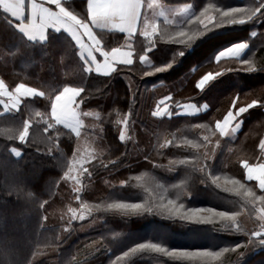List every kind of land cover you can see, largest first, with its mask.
Segmentation results:
<instances>
[{"label":"trees","instance_id":"16d2710c","mask_svg":"<svg viewBox=\"0 0 264 264\" xmlns=\"http://www.w3.org/2000/svg\"><path fill=\"white\" fill-rule=\"evenodd\" d=\"M158 1L190 5L192 15L179 26L159 25L150 44L138 36L143 43L134 46V62L108 76L94 74L61 32L43 43L30 42L0 16V264H113L149 242L214 256L264 233L258 217L264 207L223 191L231 187L225 182L240 181L259 192L246 168L263 157L258 143L264 133V0ZM66 5L86 20L85 0ZM202 10L212 19L202 17ZM97 38L104 50L124 40L104 32ZM237 43L244 44L240 58L217 59L222 48ZM146 52L149 65L139 62ZM205 74L215 79L196 89ZM66 87L77 89L78 134L52 117ZM256 100L261 104L251 107ZM177 103L189 106L190 114L182 115ZM233 105L249 108L235 133L215 137L207 147L201 140L198 153L183 143L195 137L194 124L221 121L219 131ZM89 109L98 115L85 117ZM81 134L86 142L95 139L99 151L74 170ZM170 160L195 163L170 165ZM73 174L80 178L79 192L69 188ZM144 175L161 186L157 202L175 201L182 214L211 213L213 222H189L156 210L125 215L109 207L143 204L148 192L136 177ZM119 264L192 262L138 252ZM212 264H264V245L238 247Z\"/></svg>","mask_w":264,"mask_h":264},{"label":"crops","instance_id":"0c3cea01","mask_svg":"<svg viewBox=\"0 0 264 264\" xmlns=\"http://www.w3.org/2000/svg\"><path fill=\"white\" fill-rule=\"evenodd\" d=\"M69 1L0 0V16L30 42L43 43L51 34L61 32L78 49L80 59L94 74L101 76L134 62V50L143 43L138 36L150 44L159 25L179 26L192 15L190 5L167 6L158 0H87L86 20L81 21L68 9L66 2ZM101 32L120 34L124 40L118 47L104 50L97 38ZM243 52V43L229 45L219 51L217 59L240 58ZM147 53L139 57L143 65L150 64ZM76 96L77 89L64 88L52 113L56 123L74 133H78L80 122L74 106ZM185 107L190 110L189 106ZM180 113L188 114L183 108ZM260 163H264V154ZM246 177L264 186V166H248Z\"/></svg>","mask_w":264,"mask_h":264},{"label":"snow or ice","instance_id":"6c2138e0","mask_svg":"<svg viewBox=\"0 0 264 264\" xmlns=\"http://www.w3.org/2000/svg\"><path fill=\"white\" fill-rule=\"evenodd\" d=\"M87 6V0H85V7ZM202 17L207 16L208 19H212L210 15H207V10H202L201 14ZM203 23V21H201ZM222 22L227 24H232L234 21L232 19H228L226 21ZM195 35H199V33H196ZM189 40L193 39V37H189ZM180 43L184 44L185 41H180ZM170 67V66H169ZM253 69H249L251 71ZM215 79L214 75L205 74L204 77L200 78L196 84L195 88L198 90H203L205 86L212 80ZM172 97H169V100H171ZM261 104V101L256 100L252 102L251 107H255L257 104ZM192 105L194 108H196V105L194 104H188ZM3 107V105H0ZM176 107L180 108L182 107L185 111V113H189L190 111L186 109L185 105H181L180 103H177ZM203 107L207 108L208 105L205 104ZM233 108L235 110L230 109L231 115L226 114L227 120L223 121V127L220 128L219 131L216 130L217 125L221 123V121H216L215 125L213 126L211 122L207 124H194L192 125V128L194 130V133H196L195 137L192 139H185L183 143L187 145L191 150L198 153V150L202 147L200 144V141H204L203 147H207L209 142L213 140V138L218 136H228L230 134H233L236 132V130L240 127V123L238 121V118L241 116V114L245 113L249 108L247 106L236 109L233 105ZM18 110V108H17ZM155 111V110H154ZM197 111L199 109L197 108ZM160 117L156 116L155 118ZM233 122L235 123V126L233 127ZM202 133V134H200ZM261 140H264V136H261L259 138L258 148L260 153L264 154V145L261 144ZM196 159H199V155H197ZM186 163L194 164L195 160L193 161H184V160H170L169 164H180L184 165ZM249 164V163H248ZM250 165V164H249ZM257 165L264 166V163H258ZM136 180L138 184H140L142 187H145L146 191L148 192V197L145 198L143 204H119V205H110L109 207L115 208L117 210H120L125 215H137L142 214L143 212H152L153 210H156L158 213L163 214L165 216H172L174 218H180L182 220H186L189 222H196V223H212V215L209 213L208 215H202L201 212H190V213H181L182 206H177L175 204V201L169 200L167 203H164L161 199V202H157L156 198L159 196V192L157 189H159L161 186L159 184H156L153 178L149 176H137ZM254 181V180H249ZM225 185H231V187H223V191L225 192H231L234 196L238 197L241 201H243L245 204L252 205L253 207H264V186H258L259 192L256 190H249L245 187L243 183L240 181H231V182H225ZM151 186V187H149ZM167 191V189H165ZM149 198H151V206L149 205ZM223 219V217H221ZM229 221L235 225L236 221L234 218H229ZM264 227V225H262ZM259 243L260 245H264V233H261V236L258 237H252L250 238L247 243L243 245H238V247L247 248L249 245H252L254 243ZM237 248H232L231 250L228 248H224L223 250L215 253L214 256H209L206 254H201L196 251H169L168 249L161 247L159 244L154 243H144L136 245L133 248H130L128 251L124 252L122 256L117 257L116 261L113 262V264H119V262L123 261L130 255L138 252H151V253H158L165 256H168L173 259L178 260H185L190 261L192 264H212V262H218L221 257L231 252H236ZM242 255V253H241Z\"/></svg>","mask_w":264,"mask_h":264},{"label":"rangeland","instance_id":"374dc122","mask_svg":"<svg viewBox=\"0 0 264 264\" xmlns=\"http://www.w3.org/2000/svg\"><path fill=\"white\" fill-rule=\"evenodd\" d=\"M85 121V120H84ZM124 133L122 132V135ZM85 135L81 134L78 137L77 140V145L75 148V153L74 156L71 160V167L72 169L78 170L82 165V163H85L86 160L91 159V157L99 151L98 147L94 145L96 140H88L87 142L85 141L84 138ZM70 185L69 188L74 192H79L80 191V178L77 174H73L70 176ZM258 217L260 220L264 222V212L261 210L258 211Z\"/></svg>","mask_w":264,"mask_h":264},{"label":"clouds","instance_id":"9594fccd","mask_svg":"<svg viewBox=\"0 0 264 264\" xmlns=\"http://www.w3.org/2000/svg\"><path fill=\"white\" fill-rule=\"evenodd\" d=\"M141 59H143V57H141ZM85 71H88V69L86 68ZM81 91H83V89H81ZM83 115L85 117H90V116H97L98 113H96V111L94 109H89V110L83 111ZM93 126H94L93 124L87 125V127H93ZM245 136L246 137L251 136V132L246 133ZM262 136H264V133H262ZM261 144L264 145V140H261ZM238 160H239V158H238ZM238 160H237V162H238ZM185 195H187V193H185ZM222 227H223V225H222Z\"/></svg>","mask_w":264,"mask_h":264}]
</instances>
